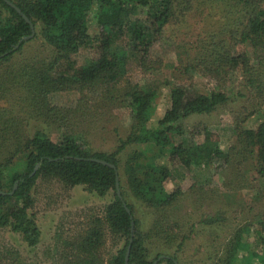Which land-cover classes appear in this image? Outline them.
I'll use <instances>...</instances> for the list:
<instances>
[{
  "label": "trees",
  "instance_id": "trees-1",
  "mask_svg": "<svg viewBox=\"0 0 264 264\" xmlns=\"http://www.w3.org/2000/svg\"><path fill=\"white\" fill-rule=\"evenodd\" d=\"M9 1L33 24L34 36L28 39L29 24L0 0V228L9 227L28 248L36 247L41 232L30 215L32 192L39 179H56L100 198L111 193L112 198L104 216H91L85 229L63 243L55 264H125L129 246L128 264H153L161 256L157 264H192L185 254L192 247L190 257L200 251L201 237L214 246L206 245L204 252L211 264H264L261 213L254 231L252 224H245L222 241L218 232L225 218L203 212L207 193L194 189L193 195L185 196L178 187H166L173 169L207 168L216 161L231 167V179L223 182L229 190L242 187L241 169L249 163L257 179L264 181V119L256 129H246L243 123L250 114L244 120L236 118L239 148L225 154L206 128L191 133L203 138L200 143L190 142L182 129L190 115H207L225 106L230 100L225 90L200 94L183 84L173 85L169 108L151 124L157 90H143L127 75L131 60L145 71L152 69L145 65L169 26L218 9L225 20L219 28L224 39L218 42L207 34L209 40L196 44L200 55L182 64L184 72H199L216 81L239 72L241 89L263 102L264 0ZM92 17L95 35L89 33ZM37 38L45 53L17 58ZM236 45L248 52L232 53ZM81 49H95V58L77 65L74 57ZM58 93H75V106L55 105ZM246 94L237 92L236 97ZM113 108L128 110L129 131L114 151L100 152L88 134L100 126L97 116ZM132 145L140 149L121 164L119 157ZM261 200L264 190L255 202ZM107 233L115 252L103 260L100 251ZM247 236L254 242L248 243Z\"/></svg>",
  "mask_w": 264,
  "mask_h": 264
},
{
  "label": "rangeland",
  "instance_id": "rangeland-1",
  "mask_svg": "<svg viewBox=\"0 0 264 264\" xmlns=\"http://www.w3.org/2000/svg\"><path fill=\"white\" fill-rule=\"evenodd\" d=\"M213 9L211 13L203 12L188 16L184 23L169 26L164 40L151 52L144 70L138 66L137 61L131 60L127 66L128 77L131 82L138 83L140 88L147 90L156 88L157 100L151 124L162 117L164 111L169 108V90L173 85L183 84L190 87L194 93L209 94L215 90H225L230 97L227 104L207 115H190L182 121V129L192 143H200L203 138L193 136L191 133L206 128L213 133V141L217 142L220 150L230 154L231 150L238 149L236 134L234 132L235 119H246L243 127L256 129L264 119V101L260 102L252 95L246 94L241 87L239 72L232 74L225 80L211 79L199 72H184V61L200 55L201 50L196 44L202 39L209 40L206 35L215 36L216 41H221L224 36L219 28L225 26V20L221 12ZM219 13V14H218ZM208 14V15H207ZM93 16V15H92ZM225 28L223 29L224 32ZM89 33L95 35L97 28L92 17L89 25ZM210 35V36H211ZM185 45V46H184ZM46 47L40 38L28 43L23 54L17 56H30L45 53ZM248 52L244 46L236 45L232 53ZM95 49H81L74 57L77 65L84 64L88 59L95 58ZM159 63V64H158ZM154 69V70H153ZM237 92H243L245 97H236ZM77 95L75 93H58L54 95L53 102L62 108L75 106ZM264 100V99H263ZM244 108V111L242 109ZM110 113L98 115V128H90L88 140L92 147L100 152H112L116 149L119 138H125L130 127L129 112L125 108H113ZM89 123L93 120L89 118ZM118 135V136H117ZM237 147V148H236ZM136 149L137 145L128 146L119 157L121 164L126 157ZM173 168V167H172ZM227 168V169H226ZM173 178L166 185L167 189L180 188L185 196L193 195L194 189H201L207 193L209 203L204 205L203 212L217 218H225L222 230L219 229V237L223 241L236 229L245 224H252L251 231L255 230L257 214L264 216V200L255 202L262 190L264 181L258 180L252 165L249 163L241 169L243 179L240 188L229 190L223 182H229L231 167L223 161H216L210 167L193 166L190 169L177 167L173 169ZM191 194V195H189ZM212 196V197H209ZM33 206L30 215L41 232L39 243L34 248H28L21 235L14 233L9 227L0 228V264H55L59 262L60 253L64 248L63 243L73 237L74 234L86 228L91 216H104V210L112 198L111 193L100 198L89 194L84 187H67L56 179H39L32 192ZM190 201V200H188ZM191 203V201H190ZM188 203V205L190 204ZM106 243L100 251L103 260H107L115 252L114 241L110 234L105 236ZM206 238L201 237L204 246L193 257L192 249H187V260L192 264H211V260L204 254L208 249H213ZM248 243L254 242L253 236H247ZM214 243H217L215 241ZM207 245V246H206ZM195 247V246H194ZM254 245H252V248ZM190 249V250H189Z\"/></svg>",
  "mask_w": 264,
  "mask_h": 264
},
{
  "label": "water",
  "instance_id": "water-1",
  "mask_svg": "<svg viewBox=\"0 0 264 264\" xmlns=\"http://www.w3.org/2000/svg\"><path fill=\"white\" fill-rule=\"evenodd\" d=\"M8 6H10V7H12L13 9H15L19 14H21V11L13 4V3H11L9 0H3ZM22 15V17H23V19L29 24V26H30V29H31V35L28 37V39H31V38H33V36H34V26H33V24L29 21V19L25 16V15H23V14H21ZM98 162H101V163H103V164H105L106 165V163L105 162H102V161H98ZM110 167H112V168H114V166L113 165H109ZM15 187H16V185H15ZM116 192H117V195H118V197L122 200V198H121V195H120V188H119V183H118V179H117V181H116ZM126 206V205H125ZM126 210H127V212L128 213H130V211L128 210V208H126ZM131 220H132V217H131ZM131 226H132V231H133V228H134V224H133V222L131 223ZM129 249H130V246L128 247V249H127V253H126V257H125V264H128V258H129ZM164 256H161L160 258H159V260L161 259V258H163ZM158 260V261H159ZM158 261H155V262H153V264H157L158 263Z\"/></svg>",
  "mask_w": 264,
  "mask_h": 264
}]
</instances>
